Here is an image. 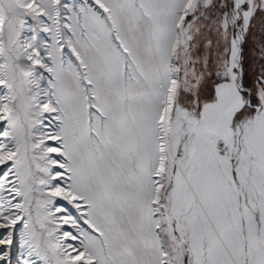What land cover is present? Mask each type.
I'll use <instances>...</instances> for the list:
<instances>
[{
	"label": "snow or ice",
	"instance_id": "snow-or-ice-1",
	"mask_svg": "<svg viewBox=\"0 0 264 264\" xmlns=\"http://www.w3.org/2000/svg\"><path fill=\"white\" fill-rule=\"evenodd\" d=\"M264 264V0H0V264Z\"/></svg>",
	"mask_w": 264,
	"mask_h": 264
},
{
	"label": "rangeland",
	"instance_id": "rangeland-1",
	"mask_svg": "<svg viewBox=\"0 0 264 264\" xmlns=\"http://www.w3.org/2000/svg\"><path fill=\"white\" fill-rule=\"evenodd\" d=\"M10 258L12 259V264H22L21 258L19 254L15 251V249L13 250V253Z\"/></svg>",
	"mask_w": 264,
	"mask_h": 264
}]
</instances>
